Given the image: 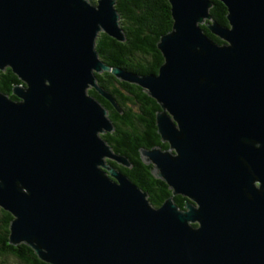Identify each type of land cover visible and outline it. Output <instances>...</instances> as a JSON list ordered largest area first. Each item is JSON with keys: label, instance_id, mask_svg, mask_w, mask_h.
<instances>
[{"label": "water", "instance_id": "1", "mask_svg": "<svg viewBox=\"0 0 264 264\" xmlns=\"http://www.w3.org/2000/svg\"><path fill=\"white\" fill-rule=\"evenodd\" d=\"M116 1L0 0V70L22 82L15 99L0 91L9 242L50 264H264V0H220L226 25L212 19L211 0H168L163 62L143 74L95 49L101 31L125 40ZM105 71L160 106L169 148H140L171 189L159 206L105 161L131 166L101 136L114 126L88 93L119 109L98 84Z\"/></svg>", "mask_w": 264, "mask_h": 264}, {"label": "trees", "instance_id": "2", "mask_svg": "<svg viewBox=\"0 0 264 264\" xmlns=\"http://www.w3.org/2000/svg\"><path fill=\"white\" fill-rule=\"evenodd\" d=\"M96 3V0H90ZM210 13L217 21L227 24V8L220 0H211ZM115 8L120 17V27L125 40H117L104 32H99L95 41L98 56L107 64L119 66L132 73H157L163 62L157 41L172 27V16L168 0H117ZM207 34L215 40L210 31L201 24ZM21 83L13 71L6 67L0 70V91L14 98L12 87ZM98 84L112 94L119 109L110 101L98 95L93 88L88 93L94 95L107 109L114 131L102 134L104 140L118 155L124 156L130 167L117 163L114 159L105 161L125 173L136 185L148 193L153 206H159L171 194V189L162 179L152 173V163H146L140 148L161 146L166 149L168 142H162L157 132L156 112L160 109L157 101L142 87L118 80L109 72L98 75ZM120 110V111H119ZM186 197L175 195V203L182 208ZM12 215L0 207V264H50L37 256L24 243L12 245L9 242V224Z\"/></svg>", "mask_w": 264, "mask_h": 264}, {"label": "rangeland", "instance_id": "3", "mask_svg": "<svg viewBox=\"0 0 264 264\" xmlns=\"http://www.w3.org/2000/svg\"><path fill=\"white\" fill-rule=\"evenodd\" d=\"M213 5H211V7H212ZM211 7H210V9H211ZM210 12V11H209ZM211 14V13H210ZM211 17H212V15H211ZM212 19L213 20H215L218 24H220V25H225V24H223V23H221V22H219V21H217L216 19H214L213 17H212ZM206 22H209V20L208 19H206L205 20ZM208 29V28H207ZM209 30V29H208ZM205 32V31H204ZM211 33V32H210ZM205 34L206 35H208L207 34V32H205ZM213 36H215V37H217L219 40H221V42H219L218 40H215V39H213L212 37H211V35L209 34L208 36L212 39V40H214V41H216L217 43H223L224 41L222 40V39H220L217 35H215V34H213V33H211ZM106 72V71H105ZM102 73H104V72H102ZM102 73H99V72H96V76H97V78H98V75H100V74H102ZM110 73V72H109ZM112 74V73H111ZM113 75V74H112ZM118 79V78H117ZM119 80V79H118ZM120 81H124V80H120ZM126 82H128V81H126ZM130 83V82H129ZM100 85V84H99ZM101 86V85H100ZM114 101L116 102V99H114ZM116 105H117V107H118V104L116 103ZM119 108V107H118ZM105 133H109V132H105ZM105 133H103V134H105ZM101 136H102V134H101ZM103 137V136H102ZM104 139V138H103ZM161 141L162 142H165V141H163L162 139H161ZM160 146V145H159ZM154 147V146H153ZM161 147V146H160ZM152 148V147H151ZM167 148H169V146L167 147ZM166 148V149H167ZM163 149V148H162ZM106 158H108V159H110L109 157H106ZM116 168V167H115ZM256 183H258V182H256ZM187 199V198H186ZM195 223V222H194Z\"/></svg>", "mask_w": 264, "mask_h": 264}, {"label": "flooded vegetation", "instance_id": "4", "mask_svg": "<svg viewBox=\"0 0 264 264\" xmlns=\"http://www.w3.org/2000/svg\"><path fill=\"white\" fill-rule=\"evenodd\" d=\"M101 87H102V86H101ZM102 89H103V90H105V91H107V90H106V89H104L103 87H102ZM107 93H108V94L111 96V98H113V99H114V97L112 96V94H111V93H109L108 91H107ZM98 95H99V94H98ZM100 96H101V95H100ZM102 98H104L105 100H108V99H106V98H105V97H103V96H102ZM111 104H112V103H111ZM114 107H115V106H114ZM113 131H114V128H113V130H112V131H110V132H113ZM110 132H109V133H110Z\"/></svg>", "mask_w": 264, "mask_h": 264}]
</instances>
